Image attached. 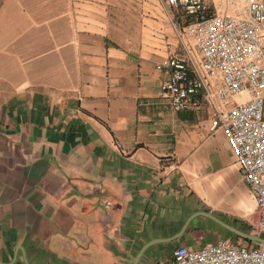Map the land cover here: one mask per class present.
Here are the masks:
<instances>
[{
  "label": "crops",
  "instance_id": "crops-1",
  "mask_svg": "<svg viewBox=\"0 0 264 264\" xmlns=\"http://www.w3.org/2000/svg\"><path fill=\"white\" fill-rule=\"evenodd\" d=\"M180 23L166 0H0V264H131L148 242L136 264H172L179 245L242 242L202 215L182 228L198 211L254 232L211 106L159 95Z\"/></svg>",
  "mask_w": 264,
  "mask_h": 264
},
{
  "label": "built area",
  "instance_id": "built-area-1",
  "mask_svg": "<svg viewBox=\"0 0 264 264\" xmlns=\"http://www.w3.org/2000/svg\"><path fill=\"white\" fill-rule=\"evenodd\" d=\"M166 3L181 19V51L155 65L166 72L159 95L173 110L201 100L211 106L209 128L223 131L255 201L253 231L264 236V0ZM171 255L172 264H264V245L219 238L196 250L179 245Z\"/></svg>",
  "mask_w": 264,
  "mask_h": 264
},
{
  "label": "water",
  "instance_id": "water-1",
  "mask_svg": "<svg viewBox=\"0 0 264 264\" xmlns=\"http://www.w3.org/2000/svg\"><path fill=\"white\" fill-rule=\"evenodd\" d=\"M90 211H93V209H91ZM196 215H202V216H205V217L209 218L214 223H216L218 226H220L221 228H223L226 231L230 232L234 236H237V237H240L242 239L257 243L259 245H264V236L259 235V234L255 233V232H244V231L238 229L237 227L224 222L223 220L217 218L213 214H210V213H208L206 211H198V212H195L194 214H191L189 217L186 218L182 228L185 227L186 224L189 222V220H191ZM173 238H160L158 241H164V242L166 241L167 242V241H170ZM152 243L153 242H148V243H145L144 245H142V247L140 248V252L135 254L134 258L131 261V264H136V262L139 259L142 251L145 248H147Z\"/></svg>",
  "mask_w": 264,
  "mask_h": 264
},
{
  "label": "rangeland",
  "instance_id": "rangeland-1",
  "mask_svg": "<svg viewBox=\"0 0 264 264\" xmlns=\"http://www.w3.org/2000/svg\"><path fill=\"white\" fill-rule=\"evenodd\" d=\"M238 99H239V97L236 96V97H234L233 101L236 102ZM230 103H232V102H230ZM94 187L97 188L96 186H94ZM92 191L95 193V190H94V189H92ZM256 221H257V216H256V220H255V222H254V225H255ZM60 239H61V240H60ZM59 240H60V241H59L60 243H58V246H57L56 248H57V249H60V250H57V251H61L62 249H65L66 246H67V242H66V240H63L61 237H59ZM54 249H55V248H54Z\"/></svg>",
  "mask_w": 264,
  "mask_h": 264
},
{
  "label": "trees",
  "instance_id": "trees-1",
  "mask_svg": "<svg viewBox=\"0 0 264 264\" xmlns=\"http://www.w3.org/2000/svg\"><path fill=\"white\" fill-rule=\"evenodd\" d=\"M243 231H246V232H251L252 230L250 228H244L242 229ZM238 238V237H236ZM242 242V245H244L245 247L247 248H252V247H257L258 244L257 243H254V242H251V241H248V240H245V239H240Z\"/></svg>",
  "mask_w": 264,
  "mask_h": 264
}]
</instances>
